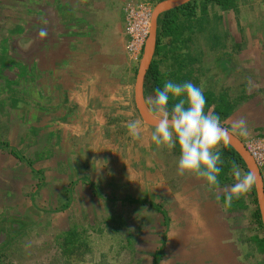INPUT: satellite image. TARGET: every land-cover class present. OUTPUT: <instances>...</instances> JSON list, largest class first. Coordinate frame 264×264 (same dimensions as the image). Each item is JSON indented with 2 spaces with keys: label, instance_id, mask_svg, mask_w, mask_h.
<instances>
[{
  "label": "crops",
  "instance_id": "1",
  "mask_svg": "<svg viewBox=\"0 0 264 264\" xmlns=\"http://www.w3.org/2000/svg\"><path fill=\"white\" fill-rule=\"evenodd\" d=\"M141 1L159 4L0 0V232L48 227L59 241L76 236L72 249L102 241L117 264H264L253 188L224 210L231 175L208 191L150 140L125 31L126 5ZM219 12L225 66L258 88L223 123L245 144L264 138V0ZM241 116L246 138L231 131ZM136 119L139 140L126 127Z\"/></svg>",
  "mask_w": 264,
  "mask_h": 264
},
{
  "label": "trees",
  "instance_id": "2",
  "mask_svg": "<svg viewBox=\"0 0 264 264\" xmlns=\"http://www.w3.org/2000/svg\"><path fill=\"white\" fill-rule=\"evenodd\" d=\"M163 1L165 0H158V3ZM240 2L246 1L192 0L182 7L167 11L160 15L158 19L156 51L152 64L146 74L144 93L149 96L153 95L154 90L156 88H162L165 81L168 80L177 83L191 82L196 86H200V79L195 77V74L201 70L204 71V73L210 71L209 67H205V60H208V56H210L212 52H215L216 54L221 53L222 55L216 59L217 61H220L223 54L224 56L228 54L226 51L228 49L226 43L227 33L225 32L224 34V30H221V15L219 11L235 12L237 11V5L238 7L240 6ZM164 41H167L168 43H164ZM236 47H239V45L236 44ZM193 52H196V54H193ZM194 63L201 64V70L195 68L193 66ZM167 64L170 68L169 71L162 72V66ZM245 88V85L241 86L238 95L231 97L228 92H216L210 86L204 87V95L207 102L205 111L212 110L215 114L219 115L223 124L242 103L246 102L253 96L246 95ZM175 102V100H170L168 105L169 109ZM174 151H177L178 154H180L178 148H175ZM221 156L223 164L221 165L222 171L219 176V182H227L229 180V178L226 177V174L230 175L232 162H235L239 165L240 169L249 173L241 156L231 145L224 141H222L221 144ZM230 178V180L233 179L232 176ZM252 188L255 202L257 203L254 184L252 185ZM256 217L260 228L263 230L259 210L256 211ZM20 234L21 233L10 234V239L8 238L9 241L3 244V246H1L2 248H0V260L15 254V252L14 254H9V252L5 250L9 243L14 244L15 247H19L24 251L23 246H19V240L21 238ZM37 234L39 233H36V235ZM13 235H16L14 240H12ZM46 236H48V238ZM51 236L54 237L53 232L32 239L31 242L34 244L29 242L28 247L31 249L33 256L36 254V249H38L37 251L42 252L40 246H37L34 249L33 246L38 244L36 241H42L44 245L43 247H46L47 243L53 242L52 239H49ZM42 237L43 240H41ZM75 238L76 236L74 237L73 235L72 237V235H69V237L60 245L59 242L57 243L59 240L54 239V241L59 249H63L68 256L81 258L79 249L81 247L85 248L86 244L82 242L78 248H70V239ZM262 242L264 243V238L262 239Z\"/></svg>",
  "mask_w": 264,
  "mask_h": 264
},
{
  "label": "clouds",
  "instance_id": "3",
  "mask_svg": "<svg viewBox=\"0 0 264 264\" xmlns=\"http://www.w3.org/2000/svg\"><path fill=\"white\" fill-rule=\"evenodd\" d=\"M170 100L176 102L169 109ZM206 103L203 83L196 86L191 82L168 80L148 97L147 115L153 129L150 140L156 148L179 149L176 175L181 178H201L206 190L212 191L219 187L223 164L221 144L230 132L223 126L219 115L212 110L205 111ZM126 127L134 140L141 138V120H130ZM231 131L241 137H248L250 131L247 119L241 116L234 120ZM230 175L235 182L225 194L224 210L232 206L234 199L238 200L250 192L254 184L253 175L243 172L235 162H232Z\"/></svg>",
  "mask_w": 264,
  "mask_h": 264
},
{
  "label": "rangeland",
  "instance_id": "4",
  "mask_svg": "<svg viewBox=\"0 0 264 264\" xmlns=\"http://www.w3.org/2000/svg\"><path fill=\"white\" fill-rule=\"evenodd\" d=\"M248 2H252L255 0H243ZM142 2V1H141ZM139 3V2H138ZM156 5H152L153 9ZM222 33V32H220ZM164 43H168L167 41H164ZM230 49V48H229ZM228 49V52H229ZM144 50V49H143ZM144 51L140 54V59L142 60ZM193 54H196V52H193ZM220 54H216L215 52H212L210 56H208V60H205L204 66L209 67L210 71H207L204 73V71L201 70V64L194 63L193 66L195 68H199L201 71L197 72L195 74V77H198L200 79V85L203 83V86H210L213 90L216 92H228L231 97H235L240 92V87L243 85H247L248 87L245 88L246 95H254L257 94L258 88H252L251 83L249 82L252 80V78H245V75L243 72H238L236 70H229L226 65L228 61H225L223 58H220V61L216 60L218 57H220ZM229 57H225V59H228ZM232 68V67H231ZM162 72H168L169 71V65H163L162 66ZM249 79V80H248ZM247 81V82H246ZM148 97L149 95L145 94V103L148 107ZM1 222V221H0ZM26 230V229H24ZM51 230H49L48 227L41 230V232L38 234V236H43L45 234H48ZM38 233V232H37ZM23 234V235H21ZM20 234V240H19V246H23L24 251L21 250V248L15 247L14 244H10L6 247V251L9 252V254H15L8 256V258H3L0 264H117V256H113L110 258L108 253L103 252L106 251L104 247V242L92 240L90 243L86 244V247H81L79 249L81 258H75L76 256H68L67 253L64 252L63 249H59L58 245L54 241V237L51 236L49 239H52V243H47L46 247H43L42 241L38 243L37 245H34V249L37 246H40L42 248V252L35 250V255L33 256L31 249H29L28 245L29 242L32 243V239H35L38 237L36 235V232L33 231H24ZM31 235V236H30ZM30 236V237H29ZM60 236V235H59ZM16 235L12 236V240ZM48 238V236H46ZM69 235L65 234L64 238H68ZM60 237H57V240ZM43 237L41 238V240ZM11 240V241H12ZM10 241V242H11ZM61 241V240H60ZM57 241L59 242V245L63 243L64 241ZM6 242V240L2 241L0 243L1 245ZM55 242V243H54ZM7 243V244H8ZM18 243V242H17ZM70 251V250H69ZM82 251V252H81Z\"/></svg>",
  "mask_w": 264,
  "mask_h": 264
},
{
  "label": "water",
  "instance_id": "5",
  "mask_svg": "<svg viewBox=\"0 0 264 264\" xmlns=\"http://www.w3.org/2000/svg\"><path fill=\"white\" fill-rule=\"evenodd\" d=\"M190 1L192 0H165L159 3L158 5H156L152 13L150 33L146 41V44L144 46V50H143L144 53L139 70L137 72L136 84H135V101H136L137 109L144 122L149 126H151V120L148 118L147 115L148 107L146 106L144 99V83H145L146 74L152 64V60L156 51L158 19L160 15H162L163 13L182 7L183 5L189 3ZM224 142L228 143L235 149V151L243 159L249 172L254 177V186L258 199L262 224L264 227V181L261 170L257 165V163L255 162L252 155L250 154V152L245 147V144L240 139H238L236 136L230 133V135L227 137L226 140H224ZM8 238L9 236L7 234L6 228H4L3 231L0 232V243L4 240H6L7 242Z\"/></svg>",
  "mask_w": 264,
  "mask_h": 264
},
{
  "label": "built area",
  "instance_id": "6",
  "mask_svg": "<svg viewBox=\"0 0 264 264\" xmlns=\"http://www.w3.org/2000/svg\"><path fill=\"white\" fill-rule=\"evenodd\" d=\"M153 7L149 3H128L126 5V35L128 36V51L134 56H140L148 39ZM259 168L264 166V138L251 139L245 143Z\"/></svg>",
  "mask_w": 264,
  "mask_h": 264
}]
</instances>
